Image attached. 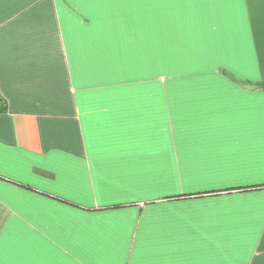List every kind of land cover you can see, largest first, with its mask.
I'll return each instance as SVG.
<instances>
[{
    "label": "crops",
    "instance_id": "1",
    "mask_svg": "<svg viewBox=\"0 0 264 264\" xmlns=\"http://www.w3.org/2000/svg\"><path fill=\"white\" fill-rule=\"evenodd\" d=\"M0 264H264V0H0Z\"/></svg>",
    "mask_w": 264,
    "mask_h": 264
},
{
    "label": "rangeland",
    "instance_id": "2",
    "mask_svg": "<svg viewBox=\"0 0 264 264\" xmlns=\"http://www.w3.org/2000/svg\"><path fill=\"white\" fill-rule=\"evenodd\" d=\"M148 71L143 76L149 81L160 80V56H149L148 58Z\"/></svg>",
    "mask_w": 264,
    "mask_h": 264
}]
</instances>
